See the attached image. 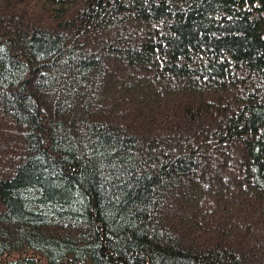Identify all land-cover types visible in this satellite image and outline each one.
<instances>
[{
  "label": "trees",
  "instance_id": "16d2710c",
  "mask_svg": "<svg viewBox=\"0 0 264 264\" xmlns=\"http://www.w3.org/2000/svg\"><path fill=\"white\" fill-rule=\"evenodd\" d=\"M0 264H264V0H0Z\"/></svg>",
  "mask_w": 264,
  "mask_h": 264
}]
</instances>
